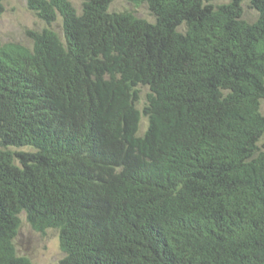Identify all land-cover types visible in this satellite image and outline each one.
Wrapping results in <instances>:
<instances>
[{
    "label": "trees",
    "instance_id": "1",
    "mask_svg": "<svg viewBox=\"0 0 264 264\" xmlns=\"http://www.w3.org/2000/svg\"><path fill=\"white\" fill-rule=\"evenodd\" d=\"M113 1L25 0L62 38L0 42V264L21 214L57 264H264V0Z\"/></svg>",
    "mask_w": 264,
    "mask_h": 264
},
{
    "label": "rangeland",
    "instance_id": "2",
    "mask_svg": "<svg viewBox=\"0 0 264 264\" xmlns=\"http://www.w3.org/2000/svg\"><path fill=\"white\" fill-rule=\"evenodd\" d=\"M72 6L80 12L83 0H69ZM227 1H217L215 4H223ZM3 13L0 16V42L16 43L31 48V40L27 38L26 31L39 32L44 28H48L56 32L62 38L61 20H57L51 25H46L39 20L26 7L25 0H3ZM243 19L252 23L257 18L255 10L248 6V1L243 2ZM112 12L130 11L137 18L145 19L149 22L153 21L148 9L145 5L134 6L128 0H114L109 8ZM147 89L141 87L139 89V103L137 108L141 109L145 100ZM260 113L264 116V100L260 102ZM147 121L141 117L138 129V135L146 130ZM258 146L264 151V135L258 143ZM11 151H29L28 148H10ZM21 226L14 239L15 249L18 255L26 256L32 264H57L64 256L58 244L57 232L55 230H47L44 234L34 232L26 223L24 215H20Z\"/></svg>",
    "mask_w": 264,
    "mask_h": 264
},
{
    "label": "clouds",
    "instance_id": "3",
    "mask_svg": "<svg viewBox=\"0 0 264 264\" xmlns=\"http://www.w3.org/2000/svg\"><path fill=\"white\" fill-rule=\"evenodd\" d=\"M2 3H3V1H2ZM2 7H3V4H2ZM3 13V12H2ZM29 149V148H28Z\"/></svg>",
    "mask_w": 264,
    "mask_h": 264
}]
</instances>
